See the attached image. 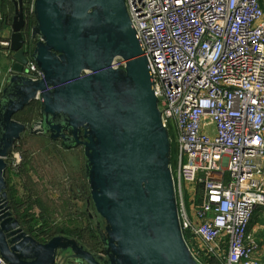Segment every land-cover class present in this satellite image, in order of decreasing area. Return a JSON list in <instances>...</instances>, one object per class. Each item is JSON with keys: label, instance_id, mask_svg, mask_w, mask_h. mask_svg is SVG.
I'll use <instances>...</instances> for the list:
<instances>
[{"label": "water", "instance_id": "obj_1", "mask_svg": "<svg viewBox=\"0 0 264 264\" xmlns=\"http://www.w3.org/2000/svg\"><path fill=\"white\" fill-rule=\"evenodd\" d=\"M34 16L42 39L34 59L43 78L23 75L21 11L10 36L17 75L0 98V255L9 264H61L67 250L80 264H197L181 231L169 132L125 0H35ZM117 57L125 68H112ZM35 100L41 120L32 133L85 148L106 259L64 236L40 243L11 211L7 159L27 130L14 114Z\"/></svg>", "mask_w": 264, "mask_h": 264}, {"label": "built area", "instance_id": "obj_2", "mask_svg": "<svg viewBox=\"0 0 264 264\" xmlns=\"http://www.w3.org/2000/svg\"><path fill=\"white\" fill-rule=\"evenodd\" d=\"M125 5L148 61L163 126L169 136L174 132L171 171L181 231L194 260L264 264L261 244L250 233L264 208V7L260 0ZM1 22L0 0V98L16 74ZM112 68H125V61L117 58ZM23 75L43 78L33 61ZM0 264L9 263L0 255Z\"/></svg>", "mask_w": 264, "mask_h": 264}, {"label": "rangeland", "instance_id": "obj_3", "mask_svg": "<svg viewBox=\"0 0 264 264\" xmlns=\"http://www.w3.org/2000/svg\"><path fill=\"white\" fill-rule=\"evenodd\" d=\"M7 3L6 0L4 4ZM1 8L3 11V0ZM27 114L28 111L26 117ZM33 118L35 120L39 118L38 110L35 111ZM12 151H14L10 167L12 176L9 178L13 184L7 181L10 182L7 186L11 187L9 191L16 189L14 185L18 186V196L22 202L14 204L10 199L8 202L17 215L21 228L28 235L31 230L29 224L38 229L42 228L46 221L53 229L56 227L71 231L85 229L87 232L90 229L101 238L105 223L91 201L85 173L86 158L82 148L64 150L60 143L52 142L48 135L34 134L28 128L17 140ZM16 154L21 159L17 167L14 159ZM65 237L83 244L87 250L94 249L97 255H104L98 241H95L93 247L94 242L85 235L79 239L74 236Z\"/></svg>", "mask_w": 264, "mask_h": 264}, {"label": "flooded vegetation", "instance_id": "obj_4", "mask_svg": "<svg viewBox=\"0 0 264 264\" xmlns=\"http://www.w3.org/2000/svg\"><path fill=\"white\" fill-rule=\"evenodd\" d=\"M21 0H12V5H13V9L7 14V15H4L3 18H2V22H1V29L7 34V35H12L13 34V30H12V27L15 23V20L19 17V13L21 11H23L24 13V21L23 23L20 22V18L17 20V26L18 24L20 23V26H22L21 28V33L24 37V53H25V56L27 58V61L28 63L33 61L35 62V59H34V54L36 52V49L38 47V44L42 41V39L40 38L39 34L36 33L35 31V28H36V19H35V16H31V15H28L27 13V10H26V5H25V2L23 0V4H20ZM2 23H3V27H2ZM13 58H14V55H13ZM119 58V57H117ZM115 58L113 60V62L117 59ZM36 63V62H35ZM37 64V63H36ZM113 65V63H112ZM38 66V64H37ZM38 69L41 71L40 67L38 66ZM42 72V71H41ZM43 73V72H42ZM88 73V72H87ZM16 74H14L15 76ZM37 103H39V118L38 119H34L29 123V124H25L27 126V129L31 128L33 125H38L40 124V120H41V103L39 100H35ZM34 102V101H33ZM32 103V102H31ZM30 103V104H31ZM28 107V106H27ZM25 107L23 110L17 112L16 114H14V119L18 116L20 117H26V108ZM17 120V119H15ZM22 123V122H21ZM24 124V123H22ZM37 127H40V126H37ZM31 132V131H30ZM39 134L41 135H48L50 137V139L52 140V142L54 143H60L61 147L64 149V150H74V149H77V148H82L84 150V156H85V148L82 144H79L77 147H74L72 149H69V148H66L63 144V140L61 138H58V139H52L51 138V135L50 134H44L43 132H38ZM35 134V133H34ZM79 140L81 142H85L86 139L84 138V131L82 130L81 131V135H80V138ZM67 145H71L72 142H66ZM14 152V151H12ZM10 153V156L8 157L7 159V163H8V168L10 167L11 165V157H12V154L13 153ZM86 158V157H85ZM85 171H86V168H85ZM86 173V172H85ZM86 180H87V185H88V188L90 189V186H89V181H88V178L86 176ZM8 189L7 188L5 191L7 192V195H8ZM91 192V190H90ZM82 194V193H81ZM90 197H91V194H90ZM9 199V198H8ZM9 201V200H8ZM92 201V199H91ZM89 204V203H88ZM11 207V206H10ZM11 211H12V207H11ZM13 212V211H12ZM13 215L18 219L17 215L13 212ZM91 217V216H90ZM101 218V217H100ZM102 219V218H101ZM19 221V220H18ZM102 221L105 223V221L102 219ZM99 228H100V225H99ZM102 234H104V231H101V236ZM81 245V244H80ZM84 247V246H83ZM85 249V247H84ZM86 250V249H85ZM88 251V250H87ZM90 252V251H89ZM91 253V252H90ZM103 253L104 255H102L101 257L103 259H106V253H105V250H103ZM97 258L100 257V255H97L96 253H93ZM72 256V252L71 250H67L66 252H64V254L62 256H60L58 258V260H60V263L63 264V261L67 258L66 260V263L65 264H80L79 260L78 259H74L71 257ZM103 262V261H102Z\"/></svg>", "mask_w": 264, "mask_h": 264}, {"label": "trees", "instance_id": "obj_5", "mask_svg": "<svg viewBox=\"0 0 264 264\" xmlns=\"http://www.w3.org/2000/svg\"><path fill=\"white\" fill-rule=\"evenodd\" d=\"M6 0H3V11H2V15H7L12 9H13V5H12V0H7L8 3L7 5L4 4ZM25 5H26V10L28 15H30V7L32 5L33 0H24ZM262 6L264 7V0H260ZM33 17V16H32ZM2 27H3V23H2ZM38 110L39 111V103H37L36 101L32 102L27 108L26 111H28L27 117L26 118H22L20 116L16 117L15 119L21 121L24 124H29L32 120H33V116L35 111ZM30 112V113H29ZM24 120V121H23ZM170 136L171 138L174 139V132L172 130V128L170 129ZM176 148H172V158H171V165L173 167V170L176 169ZM22 165H25V163H22ZM25 167H23L24 169ZM11 169L8 168L6 171V181H10L12 183V179L9 178ZM12 176V175H11ZM8 182V183H10ZM7 183V184H8ZM13 184V183H12ZM9 186V184H8ZM11 186V185H10ZM16 187V189L9 191V189L11 187H8V196L10 201L13 200L14 204H20L22 201L21 199H19L18 196V186L14 185ZM29 202V201H28ZM34 202V201H33ZM260 224V225H264V208L260 209L259 211H257L252 223H251V227ZM29 227L31 228V230L29 231V235H31L34 239H36L37 241H39L40 243H47L50 240H52L54 237L56 236H62V235H66V236H74L77 237L78 239L81 238L83 235L87 236L88 238H90L93 242L94 245L93 247H95V241L99 242L98 244L101 245L102 249L104 250V246L101 242V238H99V236H97L93 231H91L90 229H88L89 231L87 232V230L85 229H80V230H67V229H60V228H51L48 226V224L45 221V225L42 228H36L33 227L31 224H29ZM50 230L51 232H48V230ZM46 232V233H45ZM48 233V235H46ZM83 245V244H82ZM84 246V245H83ZM85 249L87 250V247L84 246ZM90 251L92 254L94 253V249H90L88 250Z\"/></svg>", "mask_w": 264, "mask_h": 264}, {"label": "crops", "instance_id": "obj_6", "mask_svg": "<svg viewBox=\"0 0 264 264\" xmlns=\"http://www.w3.org/2000/svg\"><path fill=\"white\" fill-rule=\"evenodd\" d=\"M21 123V121L16 120ZM8 188V186H7ZM250 233L258 239L259 243L261 244L262 250L258 255L259 259L264 262V225L257 224L253 227H250ZM63 236V235H62ZM65 237V236H64ZM60 262V260H58Z\"/></svg>", "mask_w": 264, "mask_h": 264}]
</instances>
